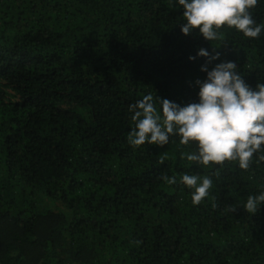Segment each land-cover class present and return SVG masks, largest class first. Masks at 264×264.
I'll list each match as a JSON object with an SVG mask.
<instances>
[{
    "label": "trees",
    "instance_id": "obj_1",
    "mask_svg": "<svg viewBox=\"0 0 264 264\" xmlns=\"http://www.w3.org/2000/svg\"><path fill=\"white\" fill-rule=\"evenodd\" d=\"M249 11L264 23V0ZM182 14L178 0H0V264H264V204L243 208L264 193V153L205 167L178 135L128 142L130 105L198 103L205 64L264 83V30L209 42ZM183 174L212 180L200 204Z\"/></svg>",
    "mask_w": 264,
    "mask_h": 264
},
{
    "label": "clouds",
    "instance_id": "obj_2",
    "mask_svg": "<svg viewBox=\"0 0 264 264\" xmlns=\"http://www.w3.org/2000/svg\"><path fill=\"white\" fill-rule=\"evenodd\" d=\"M258 0H178L183 8L181 32L188 36L198 29L206 41L218 38L219 30L227 26L235 28L247 38H258L264 30V23L256 24L250 9ZM198 56L206 57L208 63L219 59V54L209 57L205 49ZM190 60L195 59L190 57ZM207 73L199 86V102L180 106L167 99L160 100L157 110L151 94L130 105L134 112V127L128 134V142L133 147L145 143L163 147L169 137L178 135L180 144L195 143L197 151L182 154L198 165H223L225 162H238L239 168L249 169L253 156L264 153V83L257 82L255 90L247 85L237 71L234 62H222L211 71L207 64L201 68ZM164 156H161L163 163ZM264 162V154L257 157ZM167 184H175L176 177H161ZM180 183L192 189L191 200L198 205L208 196L212 180L208 176L183 174ZM264 204V193L247 198L245 211L255 215ZM233 213L237 208L230 207ZM135 243H139L138 241Z\"/></svg>",
    "mask_w": 264,
    "mask_h": 264
}]
</instances>
